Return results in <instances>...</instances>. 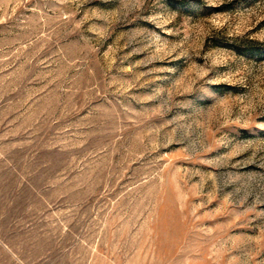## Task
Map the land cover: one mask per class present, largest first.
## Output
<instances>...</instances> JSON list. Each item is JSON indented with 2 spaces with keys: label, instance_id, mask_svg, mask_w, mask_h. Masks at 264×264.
Returning <instances> with one entry per match:
<instances>
[{
  "label": "rangeland",
  "instance_id": "374dc122",
  "mask_svg": "<svg viewBox=\"0 0 264 264\" xmlns=\"http://www.w3.org/2000/svg\"><path fill=\"white\" fill-rule=\"evenodd\" d=\"M0 264H264V0H0Z\"/></svg>",
  "mask_w": 264,
  "mask_h": 264
}]
</instances>
